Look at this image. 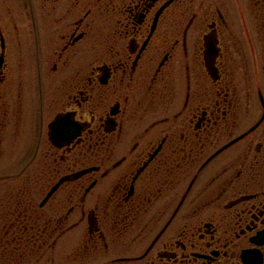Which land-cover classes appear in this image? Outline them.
<instances>
[{
  "label": "flooded vegetation",
  "instance_id": "af4514ba",
  "mask_svg": "<svg viewBox=\"0 0 264 264\" xmlns=\"http://www.w3.org/2000/svg\"><path fill=\"white\" fill-rule=\"evenodd\" d=\"M18 1L0 0V156L30 119L32 136L9 151L33 158L0 176L19 178L33 160L41 172L74 165L37 182L48 194L65 179L47 204L69 187L58 222L40 209L52 226L35 233L41 246L71 231L67 250L84 263L247 264L252 251L264 264L261 87L257 125L233 132L248 110L236 78L257 52L264 76V50L248 47L250 0ZM256 14L264 39V0ZM262 124L239 157L217 161ZM227 137L231 146H218Z\"/></svg>",
  "mask_w": 264,
  "mask_h": 264
},
{
  "label": "rangeland",
  "instance_id": "374dc122",
  "mask_svg": "<svg viewBox=\"0 0 264 264\" xmlns=\"http://www.w3.org/2000/svg\"><path fill=\"white\" fill-rule=\"evenodd\" d=\"M14 1H15V4H17L19 2L18 0H12V2H14ZM23 1L24 2H21L20 4L26 3V5H28L27 0H23ZM234 5H236V4H234ZM249 5H250V8H249L250 12H249V17L247 18V21L249 22L248 26L250 28V32H251L250 35L252 38L251 39L252 42H251V45H249L248 47L255 45L256 50H260V52L262 53L264 50V39H262V35L260 34V31H259L260 30V24H259V19L257 18V14H256V0H250ZM248 51H251V49L249 48ZM242 56H244V55H242ZM248 56L246 55V61L248 59ZM254 56L255 55H252L250 60H249L251 63V66H250L251 69H248L246 67L248 72H245L244 74L240 73L236 78L239 80V84L241 85V87H240L241 88L240 98L239 99L241 102L245 101L244 105L246 108H248V110H246V112L243 111L242 114L239 112L241 116L239 117V121H238L239 124L238 125L236 124L237 127H235V129L233 131L234 136L235 135L237 136L240 133H244L245 131H248L250 129V127H252L258 121V119L260 118V116L262 114V105L260 103L259 90L258 89H259V87H261L264 91V76L260 70L261 69V67H260L261 55L258 54V52H257V56H256L257 59L256 60H254ZM242 60L243 59L241 57V59H239L238 61L242 62ZM253 62H257L258 69L256 68V65H254L255 63L253 64ZM238 65H239L238 63L235 64L236 67ZM239 71L241 72L242 69H240ZM243 85H245V86H243ZM246 85L247 86L250 85L251 92L247 91ZM249 94H251L250 97H249ZM28 100H29L28 103L30 102V104L33 105L32 104L33 99L29 98ZM34 103H35V101H34ZM30 104H28L27 107H29ZM31 111L34 112L33 107H31L29 110L27 109V112H28L27 115H30V117L34 114ZM32 117H34V115ZM29 121H30V119L28 120V126H27V128L29 130L26 131L25 136L22 135L21 131L19 132V131H15L16 129H13L12 132H10V136L8 135L10 137V140H9V137L7 138V140H5L4 144H6L7 146H5V145L4 146L6 149V153L9 152V154L5 153V156H0V173H7V172L13 173L16 170L18 171V169L21 167L22 164H25L26 162H28L29 159L33 158L31 155V150L29 148H27L28 149L26 151L27 154L22 153L21 155H16V154L14 155V153H12V152L10 153V151H9V147L12 148L13 143H18L19 141H21L22 138L23 139L26 138L29 140V138L32 136L31 134L33 132H32V129L30 128V125H32V124H29ZM262 128H263V124L259 128L257 127L256 129H254L255 130L254 133L248 135L244 139L236 140L233 143L235 145H233L229 149H226V148H228L226 146H224V148L223 147L220 148L218 150V153H220L221 151H223L225 149L226 150L224 153H222L221 156L218 157L217 161L221 163L224 159L230 161L232 159L239 157L240 154L242 153V151L245 150V147H247L246 146L247 142L250 139L252 140L254 137L258 138V136H260L259 134H260ZM228 130H232V125L228 128ZM249 133H251V132L248 131V134ZM249 136H250V138H249ZM18 139H19V141H18ZM227 140H228V143L226 145L231 146L230 145L231 139H229V137L224 138V139H220L218 146L223 144L225 141L227 142ZM7 141H9V142H7ZM33 142H35V141H33ZM213 149L214 148H212V150ZM5 158H9L10 160L5 161ZM19 158H20V161L18 163H15L16 162L15 159L19 160ZM89 160L90 161L93 160V155L90 156ZM83 162L88 163L85 161H83ZM9 163H11L10 167L8 166ZM35 163H36V161L33 160L30 168H28L25 172H23L19 178H16L15 175L9 177L10 179L8 177H5V176L4 177L0 176V233L2 231H4V229H5L4 224L7 223V217L14 219L13 215H10V214L8 215L5 213V210H1L3 207L6 206V203L9 204V201H8L9 198H8V200H4V199H5V197H9V190L10 189L15 191V195H16L15 199H17V201H18L16 203L13 200L11 204L12 205L14 204V205L19 207V211H21V213H22L21 215L24 214V216L27 215V217H28V215H29V217H32L33 218L32 224H34L33 223L34 220L36 221L37 219L39 220V218H41V216H42V214H40L41 208L46 209L48 212L51 213V215L56 216L58 218L57 222L59 221L60 217H62V215L67 212V209H69V208H66L67 200H66V202H64L61 199V198H64V199L66 198L65 196L69 191L68 186L61 188L60 191L56 194V196L53 199H51V201H50L51 204H47L46 203V201L48 199L47 198V195H48L47 192H48L49 188L40 187V185L39 186L37 185V182L38 183L40 182V178H42L43 182H45V180H47L48 178L54 177L55 175H59V174L61 175L62 170H69V169L73 168L74 165L71 164V165H69V167L67 165L59 166V165L55 164L56 163V161H55L54 162L55 165L52 163V167H51L52 170L48 169L46 172H41L39 170V168L37 166H35ZM79 165H83V164L80 162L78 164V166ZM70 166H71V168H70ZM57 167H59V168H57ZM219 169L216 168L215 171H218ZM43 174L46 175L47 177L46 176L43 177L42 176ZM69 175L70 176L75 175V171L68 174V176ZM68 176H66V178ZM25 180H26V182H25ZM62 180H65V179L62 178ZM187 181L189 182V180H187ZM23 182H25V185L21 186V183H23ZM197 186H198V183H197ZM258 187L259 186L257 185L254 188L251 187L250 189L251 190L257 189ZM51 189H50V191H51ZM95 191H97V189ZM56 199H58L57 204L55 202ZM44 200H46V201L44 202ZM36 203L40 206L39 210L37 209V210H34L33 212H32L31 208H28V209H30V211L23 210L26 205H29L31 207L32 205L35 204L37 206ZM76 205H80V204L77 203ZM51 215L48 216V219H42L43 217L41 218L42 219L41 223L43 220H45V221L49 220L47 223H48V227H50V228H52V226L49 225ZM70 216H71V221H74V220L80 218L81 217L80 209H77ZM22 220H23V222L21 223V228L25 229V225H27V229L29 231H31L32 233L30 235L24 234L23 239L21 238L19 241H16V242H14L15 240L14 241L10 240L11 242L8 241V239L10 238L9 234L11 232H9L8 234H5V232H4L3 235H0V264H6L5 262L2 261V259H4L3 256L5 254H10V255H6V258H8V257L11 258V257L15 256L14 260H11L10 263H8V264H40V262L42 260H46L43 262H46L47 264H92V263H84L81 260H79L80 256L79 255L76 256V253L73 254L72 252H68L69 251V250H67L68 247L71 246L72 242H75V240H76V237H74L75 235H72L73 233L71 231L67 232V234L65 236H63L61 239L54 237V238H52L53 241L50 239L48 240L49 243L56 245V246L54 245L55 248H54V246L50 247L47 244H42V246H41V243L44 242V238L39 241V240H35L34 239L35 237L33 236L37 231L36 229L38 228V224L36 223V224L31 226L27 223V218L22 219ZM10 223L13 224L12 220H10V222L8 224H10ZM56 225H58V223ZM56 225H54V226H56ZM82 227H85V222L82 223ZM16 228L17 227L15 226L14 230H16ZM33 228L35 230H33ZM67 228H68V226L66 227V229ZM81 230H83V229L80 228L78 231H73V232H75V233L80 232L81 233ZM12 233H13V231H12ZM53 236H55V235H53ZM1 237H3V238H1ZM40 249H41V252H40ZM39 254L44 256L43 259L40 261H39V259H40ZM67 254H70L68 258L66 257ZM46 256H48V259ZM44 258H46V259H44ZM103 258L107 259V257H103ZM41 264H44V263H41ZM93 264H99V263H93Z\"/></svg>",
  "mask_w": 264,
  "mask_h": 264
},
{
  "label": "trees",
  "instance_id": "16d2710c",
  "mask_svg": "<svg viewBox=\"0 0 264 264\" xmlns=\"http://www.w3.org/2000/svg\"><path fill=\"white\" fill-rule=\"evenodd\" d=\"M8 198H9V200H8ZM15 198H16L15 191L10 189L9 190V197H5V199H4V200H8L9 204L6 203V206L1 209V210H5L6 214H8V215L10 214V215L14 216V219L7 217V223L4 224L5 225V229H4V231H2L0 233V235H3L4 232H5V234H8L9 232H11L9 234L10 235V238L8 239L9 242L14 241V240H15L14 242L19 241L21 238L23 239L24 234H29L30 235L32 233L31 231H29L27 229V225H25V229L21 228V223L23 222L22 219L27 218V223L29 225H31V226L37 223L38 224V228L40 227V224H41V219L40 218H39V220L38 219L36 221L34 220V222H33L34 224H32V219H33L32 217H29V215H28V217H27V215L24 216V214L21 215L22 213H21V211H19V207L14 205V204L13 205L11 204L13 200L16 203L18 202L17 199H15ZM28 208H31L32 212H33L34 210H37V209L39 210V205L37 204V206H36L34 204L31 207L29 205H26L23 210L30 211V209H28ZM10 220H12L13 224L12 223L8 224L10 222ZM48 221H44V223H47ZM15 226L17 227L16 230H14ZM38 228L36 229L37 231H38ZM33 230H35V229L33 228ZM12 231H13V233H12ZM37 231H36V233H37ZM33 236L35 237L34 239L37 240L36 235L34 234ZM1 238H3V237H1ZM6 255H10V254H5L3 256L4 259H2V261L5 262L6 264L10 263L11 260H14L15 256H13L11 258L10 257L6 258Z\"/></svg>",
  "mask_w": 264,
  "mask_h": 264
},
{
  "label": "water",
  "instance_id": "95a60500",
  "mask_svg": "<svg viewBox=\"0 0 264 264\" xmlns=\"http://www.w3.org/2000/svg\"><path fill=\"white\" fill-rule=\"evenodd\" d=\"M237 140V139H236ZM235 141V140H234ZM233 142V141H232ZM63 180L61 179L55 186H53L52 190L49 192V194L47 195V198L49 196H51L53 194V192L58 188L59 184L62 182ZM46 200H44L45 202ZM43 202V203H44ZM257 242H263L262 240H257ZM244 259L246 261L247 264H261V259L262 257L258 256L256 253L252 252V251H247L244 253Z\"/></svg>",
  "mask_w": 264,
  "mask_h": 264
},
{
  "label": "snow or ice",
  "instance_id": "6c2138e0",
  "mask_svg": "<svg viewBox=\"0 0 264 264\" xmlns=\"http://www.w3.org/2000/svg\"><path fill=\"white\" fill-rule=\"evenodd\" d=\"M72 124H71V121L69 120V121H66L63 125H62V127H61V129H60V131L62 132V133H71V131H72Z\"/></svg>",
  "mask_w": 264,
  "mask_h": 264
}]
</instances>
